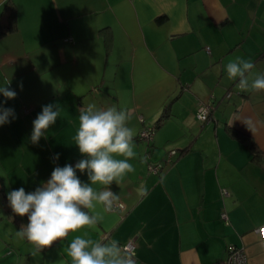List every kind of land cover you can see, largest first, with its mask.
<instances>
[{"label": "crops", "instance_id": "obj_1", "mask_svg": "<svg viewBox=\"0 0 264 264\" xmlns=\"http://www.w3.org/2000/svg\"><path fill=\"white\" fill-rule=\"evenodd\" d=\"M8 1L0 0L3 24ZM11 1L17 29L0 38V87L10 82L17 95L0 94V106L15 111L0 126V264H67V241L35 251L15 236L28 220L7 194L33 192L55 167L84 159L73 137L88 104L130 114L136 153L134 171L110 186L125 208L97 205L103 221L90 226L93 238L134 241L136 264H215L231 245L245 249L248 264H264L254 231L264 221V170L227 131L264 152V91L241 90L224 71L241 57L254 64L250 80L264 73V0ZM210 100L216 108L203 124L197 107ZM48 104L60 116L34 144L33 120ZM152 126L153 141L139 140ZM172 151L171 165L149 171Z\"/></svg>", "mask_w": 264, "mask_h": 264}, {"label": "clouds", "instance_id": "obj_2", "mask_svg": "<svg viewBox=\"0 0 264 264\" xmlns=\"http://www.w3.org/2000/svg\"><path fill=\"white\" fill-rule=\"evenodd\" d=\"M253 68L251 60L236 57L225 65L224 71L229 79L238 80L241 90L264 91V73L249 79ZM9 84L0 87V94L6 99H15L17 93ZM59 116L60 110L53 104L42 106L33 120L32 143H38ZM10 117H15L14 109L0 106V126L10 123ZM130 119L126 110L115 105L88 104L79 109L73 139L84 159L74 167L71 164L55 167L50 179L33 192L28 193L21 187L7 194L12 212L28 220L15 232L19 240L32 244L35 251L67 241L63 247L67 264H136L132 254L117 240L96 239L89 232L90 226L103 221V216L94 211L96 206L111 211L119 200L110 186L113 183L119 186L121 179L134 171L129 162L136 155L134 130L128 126ZM77 172L86 173L88 182L82 181ZM95 185L103 187L97 189ZM254 231L258 249L264 252V221H257Z\"/></svg>", "mask_w": 264, "mask_h": 264}, {"label": "built area", "instance_id": "obj_3", "mask_svg": "<svg viewBox=\"0 0 264 264\" xmlns=\"http://www.w3.org/2000/svg\"><path fill=\"white\" fill-rule=\"evenodd\" d=\"M232 96V91H229L226 95L227 98ZM216 105L213 100L208 102H199L197 107V118L201 123L205 124L212 120L213 112L215 111ZM156 127H147L142 130L139 134L138 139L142 141H146L147 143H151L153 141L155 135ZM176 154V151H172L168 154V156L163 160L162 163L153 164L149 166V171L154 174H160L167 166L171 165L174 162L173 156ZM224 195H228V190H222ZM125 208L124 203L117 201L114 204V207L109 212H117L123 210ZM222 219L228 220L226 212L222 213ZM123 249L132 254L135 259L136 256V245L134 241L127 242ZM215 264H248V256L244 248L231 245L227 248V257L222 261H217Z\"/></svg>", "mask_w": 264, "mask_h": 264}, {"label": "trees", "instance_id": "obj_4", "mask_svg": "<svg viewBox=\"0 0 264 264\" xmlns=\"http://www.w3.org/2000/svg\"><path fill=\"white\" fill-rule=\"evenodd\" d=\"M3 11H7L9 15L7 24H3L2 22H0V38L16 31L17 29V13L15 4L11 0H9L4 5ZM161 121L162 119H159L158 124ZM227 131L232 138L246 144L249 147L252 152V161L264 170V152L258 147V145L252 140V138L231 126L227 127Z\"/></svg>", "mask_w": 264, "mask_h": 264}]
</instances>
